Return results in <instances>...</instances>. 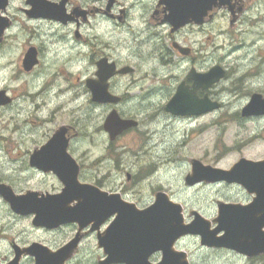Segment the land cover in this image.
Returning a JSON list of instances; mask_svg holds the SVG:
<instances>
[{
	"label": "rangeland",
	"instance_id": "374dc122",
	"mask_svg": "<svg viewBox=\"0 0 264 264\" xmlns=\"http://www.w3.org/2000/svg\"><path fill=\"white\" fill-rule=\"evenodd\" d=\"M24 1L11 0L8 15L13 19V26L7 34L6 44L0 48V90H5L14 99L12 105L0 112V182L5 181L23 192L55 187L50 178L30 175L24 152L31 150L34 141L41 142L57 125L69 120L67 116L72 118L67 106L61 109L53 103L78 94L81 86V151H84L81 160L89 180H100L110 168L114 178L112 188L125 192L126 199L138 207H147L157 192H164L182 206L186 223L191 222L194 211L209 220L213 227L217 202L247 205L252 201V196L239 186L200 183L190 187L184 178L190 174L193 159L226 170L242 158L264 159V116L242 118L240 114L252 94L264 97V13L259 16L263 21L261 24L241 29L245 34L233 30L228 37H217L215 31L214 64L230 68L226 78L208 92L211 100L212 94L219 96L218 102L223 105L219 110L201 116L173 118L163 111V104L175 94L178 79L147 80L145 87L163 92L158 109L121 106L119 113L137 117L142 125L134 132L121 134L109 146L108 137L102 130L108 110L91 102L85 84L90 74L85 70L88 65L82 57L81 80L41 78L20 71V53L30 46L32 37L36 39L35 33L39 35L37 44L41 45L44 38H50L58 29L48 21L37 23L27 19L19 10L28 9ZM219 23L222 28L226 26L217 20L215 28ZM87 32L88 36L95 35L102 41L108 39L110 30L106 23L97 20ZM226 54L231 58L225 61L223 56ZM9 63L14 67L8 66ZM233 66H239V69L234 70ZM13 74L17 78L10 81ZM126 81L123 80L121 85L124 86ZM41 88L44 92L34 97ZM60 88L65 89L63 97L53 98L52 94H57ZM107 150H110L109 155ZM127 175L133 179L128 181ZM10 213L0 198V231L3 226L8 228L10 225L7 236L18 235L23 242L33 240L37 235L31 229V219L25 217L13 221L12 217H7ZM68 230L73 231L72 228ZM38 236L47 238L43 234ZM0 246H3L2 242ZM176 249L187 253L190 264H264V256L249 259L225 248L201 247L198 237L183 238ZM101 258L94 237L83 242L81 264H96Z\"/></svg>",
	"mask_w": 264,
	"mask_h": 264
},
{
	"label": "flooded vegetation",
	"instance_id": "af4514ba",
	"mask_svg": "<svg viewBox=\"0 0 264 264\" xmlns=\"http://www.w3.org/2000/svg\"><path fill=\"white\" fill-rule=\"evenodd\" d=\"M212 2L213 0L210 8L207 0H34L30 4H27V0H25L24 3L28 9L20 8L19 10L27 19L37 23H47L46 21H48L52 27L56 26L58 29L57 32L50 35V38H44L41 45L37 44L39 35L35 33L36 39L32 37L30 46L24 48L20 53V71L26 75L41 78H76L81 80V57L88 65V69L85 67V70L87 73L89 72L90 79H96L97 73L103 72L106 67H108V71L105 70V72H109L113 68L116 73L108 80V92L112 96L118 97L120 101L116 104L91 102L98 107L106 108L108 114L117 111L121 118L137 121V127L127 131L134 132L141 127V120L132 115L119 113L120 107L158 109L159 97H164L163 92L158 88L145 87L144 84L147 80L178 79V86L184 83L185 86L191 87L193 81L188 80L190 75L205 74L215 65V31L218 32L217 37H228L233 30L238 31L243 27L252 28L263 22L259 16L264 13L262 12L264 0H221V2L217 0V5L222 4L220 7H214ZM7 3L6 9L0 12L2 17L8 19V27L0 35V48L6 44L7 34L13 26V19L8 15L11 0H7ZM45 9L54 13H61V19L29 18L26 15V11L31 10L38 13ZM256 18L257 20H255ZM97 20L108 25L110 30L107 33L108 39L101 41L95 35L88 36L87 28L92 27V22ZM217 20L222 21L226 26L222 28L221 23H219V27L215 28ZM241 32L245 34L244 30L239 33ZM28 50L33 52L35 64L26 70L23 61ZM229 58H231L229 54L223 56L225 61ZM10 66L14 67L13 65ZM222 68L225 70L226 78L230 68L224 66ZM232 68L238 70L239 66ZM13 75L14 77H11L10 81L17 78L15 74ZM123 80H127L124 86L121 85ZM53 86H55V81ZM213 87L206 91H198L197 96L202 98L207 95L210 99L208 92H211ZM0 92H4L3 98L8 100L7 103L0 105L1 112L5 107L12 105L14 99L9 97L5 90H0ZM43 92L44 90L41 88L38 93L34 94V97ZM64 92L65 89L60 88L57 94H52L53 98L56 96L63 97ZM29 94L32 95L33 93ZM211 96H213L211 101L218 102L220 100L218 95L212 94ZM261 96L263 97V95ZM63 98L65 100L56 101L53 104L61 109L67 106L72 118L67 116L69 120L57 125L41 142L34 141L31 150L24 152L25 165H27L30 175L39 176L41 179L50 178L54 181L55 187L51 190L32 188L23 192L17 191L13 185L5 181H1L0 184L6 186L16 196L23 195L28 191L36 192L39 195L60 194L64 185L57 175L52 170L45 172L31 167L29 159L57 131H62V135L58 136L59 142L54 145V150L49 152V156L66 158L67 161L58 160L53 163L61 164L67 175L75 174V179L79 185H91L107 194L118 193L123 200L130 202L126 199L125 192L112 188L114 178L113 170L110 168L96 182L89 180L84 174V162L81 160V153L84 152L81 151V86L78 94ZM220 104L222 107V103ZM165 106L166 104H163L164 112ZM108 114L103 118V122ZM147 115L150 116L151 113ZM102 130L105 132L103 126ZM105 134L108 137L109 146L112 145L116 139L111 141L109 135L106 132ZM107 152L109 155L110 150ZM102 163L103 161L100 162V164ZM127 179L130 181L133 178L131 175H127ZM0 198L11 211L7 217H12L13 221L25 217L30 218L31 229L37 235L33 240L23 242L18 235L7 236L6 231L11 230L9 229L10 225L8 228L6 225L3 226L0 231V235H4L0 237V242L3 245L0 246L2 248L0 264H15L13 260L17 252L31 245H40L50 253H57L69 245L71 251H68V256L63 264H81V246L90 237H94L96 248L102 253V249L98 246L97 234H104L107 225L114 216L108 218L106 223L96 232H91L90 227L81 230L76 223L62 224L53 228L38 227L33 225L35 215L16 214L1 195ZM76 202L74 200L72 205ZM69 228H72L73 231L70 232ZM41 234L47 238L39 237L38 235ZM73 242L75 244L71 246ZM35 259L34 255L24 254L21 255L18 264H36ZM159 259L160 254L156 253L152 255L150 261L157 263Z\"/></svg>",
	"mask_w": 264,
	"mask_h": 264
},
{
	"label": "water",
	"instance_id": "95a60500",
	"mask_svg": "<svg viewBox=\"0 0 264 264\" xmlns=\"http://www.w3.org/2000/svg\"><path fill=\"white\" fill-rule=\"evenodd\" d=\"M34 0H27V4ZM40 1V0H37ZM210 4L211 1L207 0ZM221 2V0H219ZM7 0H0V12L7 7ZM214 7L217 0H213ZM35 10V9H34ZM29 18L61 19V13L45 9L42 12L26 11ZM8 27V19L0 15V35ZM35 64L34 54L28 50L23 66L29 70ZM108 71V67L105 69ZM97 73L96 79H87L85 84L90 91L93 103L116 104L120 100L108 92V80L116 72ZM225 77V71L220 66H214L205 74H192L188 80L193 81L191 87L180 84L175 94L165 106V111L172 116H200L220 108L218 102L210 101L205 95L197 96V92L206 91ZM0 92V105L8 100ZM264 116V99L253 94L248 104L242 109L241 117ZM137 127V122L123 119L116 111L108 114L103 129L111 141L123 132ZM57 131L53 137L35 152L29 160L31 167L45 172L53 171L64 188L58 195H39L27 192L15 196L4 185L0 184V195L9 204L11 210L19 215H35L33 225L53 228L62 224L76 223L81 230L91 226L90 231H98L108 218L113 221L104 234H97L99 248H102L105 258L98 264H189L187 254L175 249L177 242L186 236H198L200 245L207 248H225L233 250L248 258L264 254V159L251 161L240 159L228 170L205 166L198 160H191V173L185 177V184L194 186L198 183H226L239 185L252 202L248 205L217 203V217L211 222L197 212H192L193 220L184 222L183 208L170 200L167 194L158 192L154 202L145 209H137L134 204L121 200L119 194H107L97 188L81 184L75 179V174L67 175L64 167L54 161H67L66 158L49 156L54 145L59 142ZM77 184V185H76ZM77 201L72 205L73 201ZM223 233L221 236H218ZM75 242L71 244L73 246ZM66 246L57 253H50L40 245H31L18 251L13 263L18 264L21 255H34L36 264H63L71 251ZM161 255L158 263H151L152 255Z\"/></svg>",
	"mask_w": 264,
	"mask_h": 264
}]
</instances>
